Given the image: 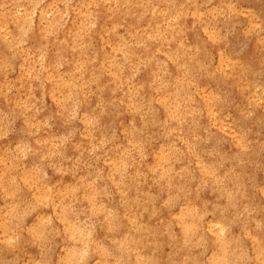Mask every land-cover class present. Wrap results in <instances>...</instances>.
Here are the masks:
<instances>
[{"label":"clouds","instance_id":"obj_1","mask_svg":"<svg viewBox=\"0 0 264 264\" xmlns=\"http://www.w3.org/2000/svg\"><path fill=\"white\" fill-rule=\"evenodd\" d=\"M0 264H264V0H0Z\"/></svg>","mask_w":264,"mask_h":264}]
</instances>
